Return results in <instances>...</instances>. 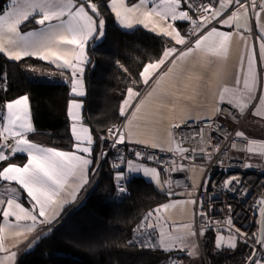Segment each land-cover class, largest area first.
<instances>
[{
    "label": "snow or ice",
    "instance_id": "obj_1",
    "mask_svg": "<svg viewBox=\"0 0 264 264\" xmlns=\"http://www.w3.org/2000/svg\"><path fill=\"white\" fill-rule=\"evenodd\" d=\"M149 0H139L138 4H133L129 7L125 0H112L111 8L115 13L118 22L127 29L133 28L134 25H142L145 29L170 37L175 41L176 45H185L188 40L185 36L173 27L171 21H188L193 27L190 30V36L196 35L202 29H206L207 25L211 24L213 20H217L222 25L232 27L235 25L237 32L241 28L247 29L251 32L252 28L249 24V9L259 11L255 13V19L260 20V13L264 12V0H213V3H218L217 8H213L211 4L204 5L196 3V0H159V3L154 4L152 8H148ZM184 5V10H181V5ZM87 5V8H86ZM229 9L232 11L226 18L218 19L223 16ZM91 11V15L89 12ZM189 11L198 14L203 11L206 13L199 16L198 19H193L189 15ZM66 17V19H65ZM95 17V18H94ZM34 20L38 25L44 26L39 30H30L22 33L20 28L27 22ZM55 21V22H54ZM243 21V23L241 22ZM105 21L100 17L97 4L92 3L91 0H81L80 3H74V0H10V3L0 5V53L6 55L10 60L20 61L24 57L38 56L45 61H51L57 67L69 69L71 72V92L76 96H85L84 83H83V64L87 62L85 52L86 44L93 37L100 38L104 36ZM241 39L245 40V48L248 49L247 38L243 33H239ZM233 32L219 31L216 27L202 32L195 39L193 47L187 48L185 51L179 52L175 47H166L159 60L149 62L139 73L142 82L147 85L149 80L152 79L160 68L166 63L170 62L171 67L159 75L156 80V85L159 86L160 82L164 80L169 74L173 72L176 67L177 60H185L190 54L199 52L201 58L207 60L209 57L226 59L231 42L233 39ZM259 41L258 54L264 57V26L260 27V35H257ZM257 49L253 45L247 58V71L244 72L243 61L244 57L241 56V72L243 75V88L241 84V77L237 75L235 79L236 87L229 88L224 86L219 94V100H228V104L234 106L243 114L250 106L253 108V115L264 116L261 108L264 107V77L260 76L256 68ZM118 63V62H117ZM122 67V66H121ZM151 70V71H150ZM127 72V69H124ZM6 74L0 76V79L6 80ZM136 82L133 81V84ZM156 89L154 88L153 91ZM259 90L260 95L256 97L254 93ZM140 93L136 92L133 87L127 89V97L123 100L120 107V115L124 116L128 108H131L132 101L139 96ZM149 96L152 93L148 94ZM258 99L259 103L252 105L251 102ZM144 101L141 100L135 106L133 117L140 111ZM82 101L72 99L69 101L68 115L71 118V133L74 138L75 151H58L55 148H44L27 138V133L35 131L31 122L30 105L28 95L20 96L10 102L6 103L7 116L3 117L6 124L0 126V139L4 143L0 144V162L7 163L11 157L16 153H26L27 163L18 166L13 163H7L6 167L0 170V180L7 182H16L20 188H6L5 194L8 198L6 200L0 199V251L8 252L4 245L7 238L8 229H20L13 234L16 236L21 235L23 232H31L35 229L37 224L51 223L59 214V208L67 201H59L61 193H66L69 185V180H78L79 183L72 190L67 193L75 199V194L84 183H87L86 170L92 164V160L78 153H88L91 155L93 146V137L89 128L85 127L82 123L81 108ZM220 113V109H216ZM222 114V113H220ZM203 119V117H202ZM132 121H128V137L133 135L131 128ZM179 127L180 125H174ZM109 136L114 137L113 147L116 144H123L126 140L124 132L113 126L108 129ZM199 135H203V130ZM243 132H237V137H243ZM14 140V145H9V139ZM170 146L165 149L169 152H176L182 157L188 149L181 147L169 133ZM103 140L104 137H99ZM137 143L148 144L149 141L138 140ZM87 146H84V145ZM151 147L158 148L160 144L151 143ZM232 147H236L235 142ZM5 149H10L9 154H5ZM214 151H218V146L213 147ZM246 151L248 153H259L264 155V141L251 140L248 142ZM195 153V150H193ZM106 155V153H101ZM140 156V152L135 153ZM186 158V157H185ZM147 159H156V157L148 156ZM129 172L143 173L144 176L153 180L157 186L163 188L161 184L160 173L156 168H149L142 164H134L133 161H124ZM252 165H245L251 167ZM113 167H119L113 165ZM170 171H183V166H176ZM118 181L126 179L124 172L116 174ZM233 181L239 183L238 178L230 177L225 181V184H232ZM169 186L168 195H174L171 192V185L174 183L170 178L164 181ZM178 183V182H177ZM26 192L28 199L32 202L30 207H25L22 203L18 202L17 192ZM126 191V187L121 184L119 192ZM196 204L195 200L192 201H176L173 203H165L160 205L154 210L159 214L162 211L167 212L169 209L175 208L177 204ZM202 203V202H201ZM261 207L258 210L261 219V224L264 225V197L257 201ZM51 210V214L49 211ZM149 212L144 219L148 220L152 216ZM202 218V225L200 227V234L203 235L207 228L203 226V217L206 215L200 212ZM11 218V219H10ZM14 221V222H13ZM209 225L218 229L216 237L217 248L226 246L229 249H235L237 246V238L247 244V234L241 233L239 229H234L231 218H227L225 224L228 227L229 235L227 237L219 234L221 228L220 222H208ZM159 227L158 244L145 242L141 247H149L155 249L156 247L162 248L165 252H170L174 248L183 251L185 248H191L189 255H195V245L185 243L187 237H195L197 235L193 228L192 223H184L179 226L173 222L175 235L169 232L161 218L157 215V225L149 223L148 228L155 229ZM140 227V226H138ZM256 239V237H253ZM261 249H264V227H262L261 235L257 241ZM131 243V242H129ZM257 255L254 250L248 260L250 264H262L261 259H253ZM16 256L15 252H10L3 260H13ZM172 264H180V261L174 260Z\"/></svg>",
    "mask_w": 264,
    "mask_h": 264
},
{
    "label": "trees",
    "instance_id": "obj_2",
    "mask_svg": "<svg viewBox=\"0 0 264 264\" xmlns=\"http://www.w3.org/2000/svg\"><path fill=\"white\" fill-rule=\"evenodd\" d=\"M108 1L91 0L97 4L100 17L106 20V33L101 42L90 43L84 73L87 90L84 118L92 127L96 140L95 171L101 163V158L98 160L102 147L99 137L124 119L120 107L127 89L141 88L139 73L147 63L161 58L169 42L142 28L122 30ZM9 2L0 0V5ZM37 26L30 19L21 28L27 30ZM185 26L186 23H180L182 30ZM5 74L6 80L0 79V123L6 103L28 95L35 129L29 139L47 147L72 149L74 140L68 115L72 96L69 83L64 82L65 79L70 81V74L35 57L13 61L0 53V76ZM26 159L25 155H15L7 163L23 164ZM7 163L0 162V170ZM123 171V168L113 169L109 157L95 189L86 200L63 223L43 235L32 250L21 256L18 264H164L174 256L187 261L186 253L144 249L132 242L137 223L170 197L143 176H130L127 180L132 194L116 198V174ZM216 230L207 229L206 240H203L208 263L248 264L253 248L239 239L243 244L240 249L216 250Z\"/></svg>",
    "mask_w": 264,
    "mask_h": 264
},
{
    "label": "crops",
    "instance_id": "obj_3",
    "mask_svg": "<svg viewBox=\"0 0 264 264\" xmlns=\"http://www.w3.org/2000/svg\"><path fill=\"white\" fill-rule=\"evenodd\" d=\"M259 2L260 0H257L258 4ZM74 3H78L77 0H74ZM111 3H112V0H109L108 7L115 16V13L112 11V8H111ZM125 3L129 7H131L133 4H138L139 0L136 2L125 0ZM156 3H159V0H149L147 7L152 8L154 4ZM184 8L185 6L182 4L181 10H184ZM258 11H259V8L255 10L249 9V24L252 28L251 32L247 31V29L245 28H241L239 32H237L235 25H233L232 27H229L227 25H222L218 23L217 20H213L211 24L207 25V26H210L208 30H210L212 27H216L219 31H230L234 33L231 46H230V50H229V54L226 59L209 57L207 60H204L201 58V54L199 52H194L190 54L183 61L177 60L176 67L173 69V72L169 74L167 77H165L164 80L160 82L159 86L156 85V80L159 78V75L161 73L166 72L167 69L171 67L170 62L162 66L159 72L156 73V75H154L152 79L149 80V83L147 85H145L141 79V88L133 87L136 92L140 93V95L137 96L131 102L133 106L127 109V112L125 113L124 119H123L125 123L124 126H125L126 134L128 131V121L129 120L132 121L130 130L132 131L133 135L131 137H128L127 135V138L130 142L135 143V144L147 145V146H150L151 143H158L160 144V147H158V149L165 150L170 146L169 133H171V137L173 138L172 130H173V126L175 123L180 122V121L199 120V119H202V117L203 118L215 117L218 114L216 112V109L217 108L220 109L223 104H228L227 99H225L224 101L219 100V94L222 88L225 85L228 86L229 88L236 87L234 82H235L237 75H240L241 77V84L239 85V87L241 89L243 88V75H244V72L247 71V58L251 50V46L253 45L257 49V57H256L257 72L260 76L264 77V57H260L258 54L259 41L257 40V35H260V27L264 26V12L260 13V20L257 21L255 19V13ZM89 13L92 14L91 11ZM229 13H230L229 11L225 12L224 15L219 17L218 19L226 18V16ZM115 19H116L117 25L122 30L133 31L135 29L142 28L148 32H151L148 29H145L142 25H134L133 28L131 29L124 28L118 22L116 16H115ZM241 22L243 23V21ZM168 23H172L173 27H175L181 33V35L185 36L183 34V30L180 27V23L184 24L186 23V21L169 20ZM42 27L44 26L38 25L35 28H31L27 30H23L22 28H20V30L22 33H24L30 30H39ZM239 33H243L244 37L247 38V43L249 45L248 49L245 48V40L241 39V36ZM153 34H156V33H153ZM158 36H163V35H158ZM163 37L167 38L169 41L166 44V47H175L177 49V53L174 55H178L179 52L185 51L189 47H193L194 42H195L194 40L191 43L187 42L185 45H176L175 41L172 40L170 37H166V36H163ZM97 39L98 38L93 37L92 39L88 41L85 47L87 62L83 64V69H84L83 83H84V91L86 94H87V90H86V85H85V80H84V73H85V69L89 61L88 48L91 42L92 44H96ZM241 56L244 57V61H243L244 72H241ZM29 57H35V58L40 59L38 56H29ZM42 61L49 63L50 65H52L54 68L58 70L68 72L71 76V72L69 69L57 67L51 61H45V60H42ZM71 80H72V77H70V81H69L70 89L72 87ZM154 88L156 89L155 91H153ZM149 93H152V95L149 96L148 95ZM254 95L256 97H259L260 95L259 90H257V92L254 93ZM71 96L72 98L70 99V101L72 99H77V100L82 101L83 106L80 110L81 117H82V123L85 127L90 129L91 135L94 141L93 146H92L93 150H92L91 155H89L88 153H83V152H80L78 154L91 159L92 164H90L86 170L87 183H84L83 186L79 188V190L75 194V199H72V197L68 195L67 193H71L72 190L79 183V181L72 180V179L69 180V185L66 189V193H61V196L59 197V201L61 202L67 201V202L63 203L62 207L59 208L58 210L59 214L56 215L55 219L52 220V222L58 220L61 216H63V214H65V212L69 208L75 205L83 197V195L86 193L87 189L89 188L93 180L94 173H95L94 168H95V162H96L95 161L96 140L94 137L92 127L90 126L89 123L85 121V118H84V107H85L84 97L85 96L79 97L73 94L72 92H71ZM126 97H127V94L125 98ZM141 100L144 101V104L141 106L140 111L136 113L135 117H133L132 114L135 111V106L139 104ZM258 103H259L258 99H254L251 102L252 105H256ZM29 105H30V101H29ZM261 111L264 112V107L261 108ZM252 112H253V108L250 106L242 114L246 116V120L242 128L240 129V132H242V129L245 127L247 123L244 129V132H243L245 136H251L254 138L264 139V116H256V115H253ZM30 115H31V122L33 124L31 107H30ZM6 116H7V109L5 105V111H4L3 117H6ZM69 119H70V130H71L72 121H71L70 116H69ZM5 124H6V120L2 119L0 126L5 125ZM30 133L26 134L28 139H29L28 136ZM138 140H146V141H149V143L148 144L137 143ZM2 143L4 142L2 139H0V144ZM33 143L41 147H44V148H55V147L43 146L36 142H33ZM84 146H87V145L85 144ZM55 149H57L58 151H75L74 147H72V149H59V148H55ZM15 155H25L27 157L26 153H16ZM100 158L101 156L99 155L98 160H100ZM27 159L25 163L23 164H17V163H13V164H16L22 167L23 165L27 163ZM129 160L133 161L134 164H142L149 168H156L157 171L159 172L157 167L147 164L145 162H142L136 159H130V158L124 159V161H129ZM259 161L260 160H250L249 165L252 163L255 164V162L259 164ZM123 170H124L123 172L125 173L126 178L130 176H143L148 182H151L157 188L158 191L169 196L170 199L165 203H173L176 201H192V200H195L197 202L195 191H182L174 195H168L167 194L168 192L167 184L164 183V181L161 178V175H160V178H161V184L163 185V188L157 186V184L153 180H151L149 177L144 176L142 172L141 173L129 172L126 163H123ZM204 175H205V169L202 165H194L191 167L192 180L196 185H200L202 183L204 179ZM6 188L19 189L20 186L14 181L7 182V181L0 180V199L6 200L8 198L7 194H5ZM17 199H18V202L22 203L25 207H30V204L32 203L28 199L26 192L18 191ZM195 209H196V204L188 203L184 205L177 204L175 208L169 209L167 212L162 211L159 214L155 213L153 210L152 211L153 214L151 216L152 217L151 224L157 225V215H159L161 218V222L165 224L168 231L170 228L171 231L175 232L173 228V222H175V225L177 226H179L180 224H184V223H192L193 228H194ZM49 214H51V210L49 211ZM0 224H2V219H1ZM47 224H50V223L37 224V226L35 227L33 231L31 232L25 231L19 236H16L13 233L16 231H20V229H8L7 238L4 241V245L8 249V252L0 251V264H18L21 256L24 253L32 250L36 246L40 238L46 234V233H41V231ZM159 230L160 229L158 226L155 229H153L154 234L157 236V238H158ZM200 238H201V234H200ZM10 252L16 253L15 258L13 260H3V257L7 256ZM206 260H207V257L205 256V260L203 261V264H206V262H208V260L207 261Z\"/></svg>",
    "mask_w": 264,
    "mask_h": 264
},
{
    "label": "built area",
    "instance_id": "obj_4",
    "mask_svg": "<svg viewBox=\"0 0 264 264\" xmlns=\"http://www.w3.org/2000/svg\"><path fill=\"white\" fill-rule=\"evenodd\" d=\"M189 3H191V0H189ZM196 3L211 4L213 8L218 7V3H213V0H196ZM231 11L232 9H229V12ZM205 14L203 11L198 14L189 11V15L193 19H198L199 16ZM192 27L193 25L186 21L183 34L187 37L188 43L193 42L202 32L207 31L210 26L202 29L196 35L190 36ZM65 83H67L66 80ZM220 113L213 118L180 121L174 124H179L180 126H173V139L181 147L188 149V152L184 153L183 157L176 152H169L130 142L125 131V123L121 121L119 124L113 126L125 133L126 140L123 144H116L113 147L114 137L109 136L108 130L104 134H101V137L105 138L101 140V165L110 157L112 167L114 164L119 166L113 167L115 170L123 168L121 158L123 160L127 158L136 159L157 167L163 181L170 178L174 182L170 189L172 193L177 194L182 191L196 192L197 203L194 228L199 234L202 225L200 212L206 213L203 217V226L207 229H217L208 224L209 221H212L220 222V229L228 231L225 222L230 217L234 229H239L241 233L247 234V244L253 248V251H257L255 259H261L264 258V249H261L257 241L261 235L262 218L258 213L261 205L257 201L264 197V155L263 159L259 161L258 167H245V165H249L250 162L248 158L249 153L246 151L248 142L251 140L264 141V139L245 135L243 137L236 136V133L240 132L246 116L240 114L234 106L223 104L220 108ZM201 129L203 130L202 137L199 135ZM234 142L236 147H232ZM7 143L14 145L15 142L10 138ZM105 144H107V147H105ZM214 146H218L219 150L214 151ZM193 150H195V153H193ZM9 151L10 149H5V154L8 155ZM102 152L106 153V155H101ZM136 152H140L141 155L136 156ZM148 156L156 157V159L149 160L147 159ZM194 165H202L205 169L204 179L200 185H196L192 180L191 167ZM176 166H183L184 170H166ZM230 177L238 178L239 183L233 181L232 184L226 185L225 181L229 180ZM97 182L95 183V180H93L83 197L58 220L45 225L41 233H47L63 223L91 194ZM121 184L126 187V191L123 193L119 192ZM167 189L169 190L168 185ZM131 194L132 191L129 188L127 178L123 181H117L116 198L122 199ZM144 217L137 223L134 229L132 242L140 247L145 242L158 244V238L154 234L153 229L147 227L151 223L152 217L148 220H145ZM253 237H256V239H253ZM141 248L153 249L149 247ZM158 248L160 247H156L155 249ZM174 260L180 261V264L186 263L183 258L174 256L166 260L164 264H172ZM262 264H264V260H262Z\"/></svg>",
    "mask_w": 264,
    "mask_h": 264
},
{
    "label": "rangeland",
    "instance_id": "obj_5",
    "mask_svg": "<svg viewBox=\"0 0 264 264\" xmlns=\"http://www.w3.org/2000/svg\"><path fill=\"white\" fill-rule=\"evenodd\" d=\"M10 3V2H9ZM90 14V13H89ZM91 15V14H90ZM95 18V17H94ZM104 19V18H103ZM105 21V24H104V36H105V33H106V20L104 19ZM103 37H100L97 39L96 43L98 42H101L103 40ZM247 125V123H246ZM245 125V127H246ZM245 127L242 129V132H244V129ZM104 134V133H103ZM248 158L249 160H262L263 159V155H260L259 153H249L248 154ZM252 165L253 167H258L259 164L255 162L250 164ZM194 220H195V216H194ZM169 228V227H168ZM195 230V229H194ZM196 231V230H195ZM169 232H172L174 235H175V232L171 231L170 228H169ZM217 232L218 230H216V237H217ZM197 235L195 237H187L186 240H185V243L189 244V245H192L194 244L195 245V255H189V251H191L192 249L191 248H185L183 251L179 250V249H173L174 251H180L182 253H186L188 255V260L186 261L185 264H202V262L205 260V256H206V252L204 250V246H203V240L205 239L206 237V231L204 232L203 235H201V238H200V234L196 231ZM219 234L227 237L229 235V231H224V230H219ZM206 240V239H205ZM216 240V239H215ZM217 247V246H216ZM243 247V244L239 242V238H237V246L235 249H240ZM222 248H227L226 246L222 247ZM222 248H216V250L218 249H222Z\"/></svg>",
    "mask_w": 264,
    "mask_h": 264
},
{
    "label": "bare ground",
    "instance_id": "obj_6",
    "mask_svg": "<svg viewBox=\"0 0 264 264\" xmlns=\"http://www.w3.org/2000/svg\"><path fill=\"white\" fill-rule=\"evenodd\" d=\"M66 81H67V83H69V81L67 80V79H65ZM65 80H64V82H65ZM123 121V120H122ZM104 165V164H103ZM103 165H101V163H100V166H99V168L95 171V173H94V177H93V180H95V183L100 179V176H101V173H102V167H103ZM101 167V168H100ZM93 180H92V182H93ZM118 181V180H117ZM91 182V183H92ZM117 183V182H116Z\"/></svg>",
    "mask_w": 264,
    "mask_h": 264
},
{
    "label": "water",
    "instance_id": "obj_7",
    "mask_svg": "<svg viewBox=\"0 0 264 264\" xmlns=\"http://www.w3.org/2000/svg\"><path fill=\"white\" fill-rule=\"evenodd\" d=\"M262 227H264V225H262ZM260 245V244H259ZM257 256V255H256ZM256 256L255 257H253V259H255L256 258ZM248 264H250V261H249V263Z\"/></svg>",
    "mask_w": 264,
    "mask_h": 264
}]
</instances>
